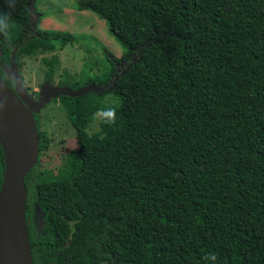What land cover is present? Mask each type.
Returning <instances> with one entry per match:
<instances>
[{
    "label": "trees",
    "instance_id": "trees-1",
    "mask_svg": "<svg viewBox=\"0 0 264 264\" xmlns=\"http://www.w3.org/2000/svg\"><path fill=\"white\" fill-rule=\"evenodd\" d=\"M30 2L0 0L11 25L0 77L12 86L3 66L13 54L20 70L23 58L86 38L31 31ZM76 2L124 53L71 88L98 92L52 100L77 145L58 174L26 177L34 264L32 194L46 214L45 264H207L209 254L264 264V0ZM44 63L52 83L59 59ZM107 106L117 123L94 130L93 113ZM35 119L41 152L50 140ZM5 165L0 142V189Z\"/></svg>",
    "mask_w": 264,
    "mask_h": 264
},
{
    "label": "rangeland",
    "instance_id": "rangeland-1",
    "mask_svg": "<svg viewBox=\"0 0 264 264\" xmlns=\"http://www.w3.org/2000/svg\"><path fill=\"white\" fill-rule=\"evenodd\" d=\"M62 31L86 38L62 51L38 53L22 59L20 72L30 95L38 100L49 69L44 61L59 59L52 85L73 88L85 84L94 76H101L107 59H119L123 47L111 35L108 24L90 11L78 10L76 0H32L31 27ZM40 127L50 140L49 148L40 152V162L33 174H58L68 153L76 148V132L61 102H52L39 114ZM94 128V130H98Z\"/></svg>",
    "mask_w": 264,
    "mask_h": 264
},
{
    "label": "water",
    "instance_id": "water-1",
    "mask_svg": "<svg viewBox=\"0 0 264 264\" xmlns=\"http://www.w3.org/2000/svg\"><path fill=\"white\" fill-rule=\"evenodd\" d=\"M1 40L0 36V57L3 55ZM5 71L15 89L0 77V142L6 161L0 189V264H34L27 227L26 177L40 162V136L35 115L54 99L80 98L100 88L93 84L75 91L46 81L39 99L35 100L24 84L14 54Z\"/></svg>",
    "mask_w": 264,
    "mask_h": 264
},
{
    "label": "flooded vegetation",
    "instance_id": "flooded-vegetation-1",
    "mask_svg": "<svg viewBox=\"0 0 264 264\" xmlns=\"http://www.w3.org/2000/svg\"><path fill=\"white\" fill-rule=\"evenodd\" d=\"M36 28H37L36 26L33 27V25H32V27H30V30L34 31ZM8 67L9 66H3V69L5 70V68H8ZM120 68L122 69L123 65H121ZM6 77H7V74H6ZM3 80L12 89H15V84L12 80L11 81L13 82V86L7 80H5V79H3ZM27 89L30 93V90L28 87H27ZM33 98L35 99V97H33ZM38 99H39V97H38ZM35 100H37V99H35ZM52 176H54V175H52ZM36 177H37V175H34V179ZM30 200H31V208H30L29 225H30L31 235L36 242V249L38 252H40V257H37V261L39 264H45V224H46L45 223L46 222V214L44 211L45 209L44 210L42 209V207L39 204V201L37 200L36 196H34L33 194L30 196ZM69 235H70V233H69ZM65 239L68 240V237H66ZM101 264H110V263L102 262Z\"/></svg>",
    "mask_w": 264,
    "mask_h": 264
},
{
    "label": "clouds",
    "instance_id": "clouds-1",
    "mask_svg": "<svg viewBox=\"0 0 264 264\" xmlns=\"http://www.w3.org/2000/svg\"><path fill=\"white\" fill-rule=\"evenodd\" d=\"M9 7H15V0H9ZM10 17L7 14L0 15V35H3L6 39L9 38L10 34ZM93 128H97L99 124L104 123L109 126L117 123L116 108L107 106L103 109L97 110L93 113ZM207 264H217V256L215 254H209L204 257Z\"/></svg>",
    "mask_w": 264,
    "mask_h": 264
}]
</instances>
